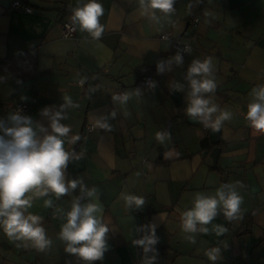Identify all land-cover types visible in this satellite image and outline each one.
<instances>
[{
	"label": "crops",
	"instance_id": "crops-1",
	"mask_svg": "<svg viewBox=\"0 0 264 264\" xmlns=\"http://www.w3.org/2000/svg\"><path fill=\"white\" fill-rule=\"evenodd\" d=\"M23 1L33 12L0 0V123L13 126L11 106L24 102L42 138L51 133L42 110L52 114L66 103L65 96L72 99L75 106L64 109L67 119L60 122L71 128L63 138L65 150L71 152L78 143L75 153L81 158H70L65 181L82 178L86 190L97 189L95 202L102 205V221L109 228L108 250L103 260L91 264H143V250L133 240L147 234L146 228H136L148 224L156 225L159 236L154 264H213L204 254L212 247L221 249L215 264H264V133L257 134L245 119L249 93L264 85V0H175L171 15L157 10L159 24L141 16L139 0H98L104 8V32L98 40L74 24V34L62 36V23H72L71 10L88 0ZM193 15L199 17L196 26L190 22ZM164 32L188 43L189 52L178 53L172 39L160 38ZM177 54L182 63L173 60L158 74L157 63ZM209 57L217 87L203 96L211 101L209 106L232 113L221 123L215 165L209 156L212 147L201 148L208 128L201 120L188 122L186 111L188 69L194 60ZM146 73H152L154 89L142 85ZM174 88L181 92L176 107L169 98ZM137 89L140 95L126 104L113 99ZM219 115L212 114V121ZM96 121L107 123L110 130ZM89 125L92 130L86 129ZM158 131L169 133L170 139L159 143ZM73 137L79 139L71 143ZM238 181L243 185H236L243 198L239 218L228 221L218 213L207 225L209 233L197 232L196 243H190V234L181 228V213L191 208L194 195H214L222 184ZM34 192L25 194L32 200L25 215L41 217L52 244L38 251L28 241L10 240L0 228V264H88L67 253L58 234L73 200L81 197L84 205L91 198L79 185L59 199L51 192L40 197ZM122 192L144 197L145 205L127 209ZM47 200L51 207H45ZM214 225L227 231L218 236Z\"/></svg>",
	"mask_w": 264,
	"mask_h": 264
},
{
	"label": "clouds",
	"instance_id": "clouds-1",
	"mask_svg": "<svg viewBox=\"0 0 264 264\" xmlns=\"http://www.w3.org/2000/svg\"><path fill=\"white\" fill-rule=\"evenodd\" d=\"M175 0H139L140 14L149 20L159 24L160 16L157 10L164 16L174 12ZM70 17L72 24L79 25L81 31H87L93 39H100L104 32V25L100 23V17L104 14V8L98 0H88L82 6L73 8ZM175 61L177 65L182 63V57L177 54L168 61H160L156 65L158 74L165 71V65H171ZM170 70V68H169ZM190 83L189 104L186 109L189 117L199 119L205 127L219 130L222 121L230 120L232 113L227 110H219L218 106L205 99L204 93H215L216 82L213 78V63L211 57L194 60L188 69L187 77ZM150 88H155L154 82H149ZM174 87H180L174 85ZM140 91L125 92L114 95L113 99L121 104H126L133 96H139ZM252 97L247 105L248 111L245 119L257 134L264 133V85H258L249 93ZM23 99V98H22ZM66 103L60 106V111L52 114L48 108L42 110V115L50 120L51 133L38 137L33 128L31 117L21 116L18 112L11 113L9 120L11 127H4L0 123V228L10 240H22L31 243L38 251H44L52 244V240L46 236L45 228L40 223L41 217L25 211L32 207L31 198H24L25 194L35 190L34 196H47L54 193L56 198L69 194L80 186V191L91 198L90 202L82 205L81 197H77L71 204V210L66 215V222L62 224L58 238L65 242V251L79 259L91 264L93 261L103 260L104 253L108 250L106 234L108 226L102 221V205L95 202L98 199L97 189H85L82 178L65 181V170L71 159L79 160L81 157L75 152H68L64 148V137L71 132V128L60 121L67 119L64 109L73 105L72 99L64 97ZM220 111V115L212 121V114ZM115 116V112L112 113ZM100 128L110 130L107 123L96 121ZM41 132L46 129L41 126ZM156 140L164 144L170 139L167 132H156ZM79 137H73L71 143H75ZM168 156V153L165 154ZM236 184H222L214 195H206L197 192L194 195L192 206L181 213V228L184 233L190 235L186 239L195 244V234H208L209 225L222 212L226 220L232 221L239 218L240 205L243 198L236 190ZM243 187L242 184H240ZM120 198L129 210H140L145 205V199L130 193L122 192ZM51 200L45 201V207H51ZM198 225L200 227H198ZM148 230L149 234L142 239H134L133 244L140 246L145 255L143 264H154L158 253L151 247L159 239L155 235V224L141 225L136 231ZM216 235H222L227 231L221 225H214ZM19 247V245H17ZM149 252L154 253L148 257ZM205 256L215 264L221 259V249L212 247L205 251Z\"/></svg>",
	"mask_w": 264,
	"mask_h": 264
},
{
	"label": "built area",
	"instance_id": "built-area-1",
	"mask_svg": "<svg viewBox=\"0 0 264 264\" xmlns=\"http://www.w3.org/2000/svg\"><path fill=\"white\" fill-rule=\"evenodd\" d=\"M11 7L13 9L22 10L25 12H33V7H31L23 0H12ZM190 22L194 26H196L199 23V17L197 15H193ZM74 32H75V26L72 23L70 22L62 23V36L64 37L72 36ZM160 38L172 39L175 42L178 53L187 54L189 52L190 45L188 43L182 42L179 37H174L170 32L161 33ZM149 82H154V77L152 73H146L142 76V85L147 89H150ZM11 111L12 113L18 112L19 115L21 116H27L29 113V106L24 102L16 101L12 104ZM86 129L92 130L93 126L92 125L86 126ZM147 234H149L148 231ZM155 235L156 237L159 238L156 231H155ZM151 247L157 249L159 247V239L157 240V243L155 245H152Z\"/></svg>",
	"mask_w": 264,
	"mask_h": 264
},
{
	"label": "water",
	"instance_id": "water-1",
	"mask_svg": "<svg viewBox=\"0 0 264 264\" xmlns=\"http://www.w3.org/2000/svg\"><path fill=\"white\" fill-rule=\"evenodd\" d=\"M169 98L171 99V101L175 107L179 106L181 104V92L178 89L174 88L173 91L170 93ZM187 121L190 123H200L199 119H195L192 117H188ZM207 134H208V138H209L211 143L216 144L219 142V140H220V129L213 131V129L208 128ZM219 152H220V147L216 145L211 149V151L209 153V156L212 159L213 165H215L217 162V157L219 155Z\"/></svg>",
	"mask_w": 264,
	"mask_h": 264
},
{
	"label": "trees",
	"instance_id": "trees-1",
	"mask_svg": "<svg viewBox=\"0 0 264 264\" xmlns=\"http://www.w3.org/2000/svg\"><path fill=\"white\" fill-rule=\"evenodd\" d=\"M207 128H209V127H207ZM217 144H219V142ZM214 145L215 144H213L209 141L208 137H205L203 140H201V148L202 149H209L210 147L213 148ZM77 146H78V143L75 145V147L72 149L71 152H76Z\"/></svg>",
	"mask_w": 264,
	"mask_h": 264
}]
</instances>
